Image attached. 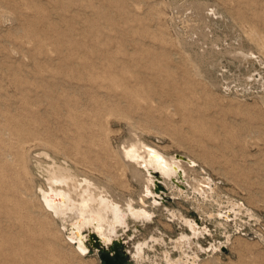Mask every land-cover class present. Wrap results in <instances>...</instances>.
<instances>
[{"label":"rangeland","instance_id":"rangeland-1","mask_svg":"<svg viewBox=\"0 0 264 264\" xmlns=\"http://www.w3.org/2000/svg\"><path fill=\"white\" fill-rule=\"evenodd\" d=\"M263 85L264 0H0V264H102L111 244L138 264V241L144 264H166V251L178 264H264ZM128 127L195 159L219 200L202 212L158 180L150 221L129 218L106 244L89 235L82 252L37 200L34 157L44 149L136 199L117 154ZM228 201L251 215L218 208ZM169 210L205 227L204 249L173 246L189 229Z\"/></svg>","mask_w":264,"mask_h":264},{"label":"bare ground","instance_id":"bare-ground-1","mask_svg":"<svg viewBox=\"0 0 264 264\" xmlns=\"http://www.w3.org/2000/svg\"><path fill=\"white\" fill-rule=\"evenodd\" d=\"M212 9L211 12L214 13ZM213 50L215 49L213 48ZM250 55V52L242 51L239 56L249 62L251 61ZM250 77L249 75L244 78L245 85L248 84ZM128 131L129 135L117 148V154L128 176L140 185L136 199L123 197L108 181L101 182L89 174H83L74 165H71L67 161H59V159L53 157L44 149H38L34 157L33 166H35L38 174L37 176L33 175V177L36 181L40 178V183H35L34 185V193L37 200L43 210L53 220H59V228L62 226L63 230H67V240L70 243L77 244V248L82 252L87 251L84 240L77 235L82 230H92L95 232V237L106 244L117 236L119 230H125L128 226L129 218L141 223L150 221L153 214L150 206L158 204L159 201L157 199H160L157 196L159 194L155 195L153 191V187L159 184L157 183L158 180L163 182L164 186L170 190V198L181 197L186 200L191 199L194 206L202 212L205 208V201L219 200L218 196L220 194L217 184L209 176L206 174L202 175L198 171L199 169L196 168L197 162L195 159L185 157L182 154L167 156L156 147L143 142V139L139 135H135L136 133L133 127H128ZM31 170H33L32 166ZM178 178L185 183L183 184L181 182L185 186L184 188L179 186ZM222 207L228 208V211L232 212L235 216L243 210L251 215V212L245 209L243 204L238 202L228 201L225 206L219 203L218 208L223 209ZM220 209H218L214 216L218 215L222 217L221 219L223 221H227L228 215L226 213H231H223ZM169 214L172 219L177 218L182 222V225L184 224L190 233L182 231L173 241V246L180 249L182 254L188 253V249H191L192 243H195L199 250L204 249L198 244V237L203 235L205 227L201 228L193 219L177 213L175 210H169ZM76 230L78 233L75 232ZM60 231L62 232L61 229ZM150 239L159 240L160 238L152 235ZM146 245H148V241H138L134 245L132 256L138 264H144L143 259L145 257L143 253L145 252L144 246ZM210 248L214 251L219 249L220 245L211 244ZM170 256L167 251L164 252L163 258L166 264H178V259H172ZM196 256L197 254L193 252L192 263H194ZM214 261L218 262L217 259ZM158 262H150L149 264H159Z\"/></svg>","mask_w":264,"mask_h":264},{"label":"water","instance_id":"water-1","mask_svg":"<svg viewBox=\"0 0 264 264\" xmlns=\"http://www.w3.org/2000/svg\"><path fill=\"white\" fill-rule=\"evenodd\" d=\"M157 183H158V181H157ZM166 196L168 198H170L169 195H166ZM75 232L78 233L77 230ZM92 232L93 231L89 230L88 233H83V230H82L77 235H78V237H80L83 240H85L89 235L95 237V234L92 233ZM95 244H98L97 241H95ZM97 250L99 251L100 258L103 260V263L102 264H121V261L120 260L118 261L117 258L119 256L123 258V255H121L117 251V249L115 247V244H111V245H109V247H107V246H98Z\"/></svg>","mask_w":264,"mask_h":264},{"label":"flooded vegetation","instance_id":"flooded-vegetation-1","mask_svg":"<svg viewBox=\"0 0 264 264\" xmlns=\"http://www.w3.org/2000/svg\"><path fill=\"white\" fill-rule=\"evenodd\" d=\"M158 197H159V196H158ZM116 246H117V245H115V247H116ZM121 255H122V254H121ZM117 260H118V261L120 260V261H121V264H126V263H127V261H126V257H125V256H123V258L119 256V257L117 258Z\"/></svg>","mask_w":264,"mask_h":264}]
</instances>
